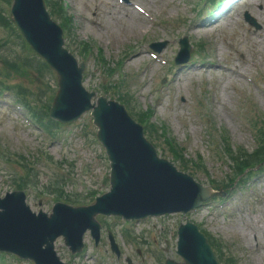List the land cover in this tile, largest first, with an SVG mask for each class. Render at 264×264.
<instances>
[{"label":"rangeland","instance_id":"1","mask_svg":"<svg viewBox=\"0 0 264 264\" xmlns=\"http://www.w3.org/2000/svg\"><path fill=\"white\" fill-rule=\"evenodd\" d=\"M69 8V13L74 18L75 24V41L86 42L95 44L100 47L104 52L105 59L114 65L113 62L120 61L122 65V71L127 77V86L129 92L133 95V102L139 110H145L147 108L154 109L153 122L156 124L166 125L176 144L184 149L185 157L189 160H195L197 156L202 158L204 170L194 171L195 178L203 186H207L208 179H212L215 182H224L229 170L219 165L217 157L209 151V144L204 142L203 136L205 134V126L202 125V112L200 111L198 117L195 115V108L197 104H201L206 107L212 120L217 126H223L228 128L229 136L235 146H242L250 153L255 149V144L251 133L246 129L241 116L246 118V109L249 108L247 100L251 101V105L258 108L260 112H264V103H261L260 97L251 88L243 86L242 94H234L230 87H225L226 82H223L225 76H221V82L215 86V78L220 77L219 74L210 75L205 73L206 83L198 74H195L185 80L188 86L182 89L180 95H183V100L186 102L184 106H177L175 98L177 97L173 88L167 92L164 96V102H155L153 93H150V79L153 75L155 78L162 79L166 76L169 80L168 84H172V78L174 75L168 74L163 68L153 65L148 56L140 58L135 56L132 60L128 61L126 55L131 53L128 48L137 49L139 52L144 43L153 40H165L168 41L170 35L176 38L187 37L190 39L191 44L197 45L202 43L203 51L209 60L216 63L220 59V63L226 65L229 60H232L231 54L233 48H240L246 50V58L249 61L246 65L236 64L243 67L250 75H259V80L264 87V44L256 41L253 43L245 36V31L238 25L225 27L213 25L209 29L205 30V34L198 36L195 31H191L190 27L196 21L193 16L194 10L188 6L179 4L176 0H132L133 2L140 4L147 8L150 12H153L157 18L163 20H172L177 22L175 29L168 33H162L159 31H150L147 28L146 22L143 19L135 18V14H131L129 10L118 9L113 0H64ZM239 18L243 16L239 14ZM130 16L133 17L132 20ZM261 19L264 20V17ZM137 21V22H136ZM91 22H97L102 26V29L91 27ZM136 22L140 27L136 32H131V24ZM256 22L261 24V20ZM2 31L0 30V38ZM118 39V42H115ZM76 42L72 44L73 49L76 48ZM255 50V54L252 51ZM173 49L169 47L164 52V55L170 56ZM129 52V53H128ZM1 56L6 58L8 62L16 63L22 61L17 56L22 55L23 51L20 47L10 41L7 43L5 49L2 47L0 50ZM222 53V54H221ZM77 56V55H76ZM79 58V57H78ZM236 63V61H233ZM254 62L256 64H254ZM87 64V76L85 79L84 87L86 89H92L98 86L95 80V64L93 58L86 62ZM230 64V63H229ZM2 64L0 63V69L2 70ZM140 70H145L143 75L139 74ZM11 76L5 78L0 76V79L11 81L14 83H23L31 92L33 99L37 102L43 100V94L50 92L49 84L45 82V90L38 89L35 85L37 79L35 73L30 68H25L23 72H19L14 69H10ZM136 76L135 79L131 78ZM213 80V81H212ZM210 81H212L210 83ZM210 83V84H209ZM240 80L234 79V84L239 88ZM145 87L143 90L142 88ZM222 87H225L226 94L221 93ZM204 88V89H203ZM179 95V96H180ZM264 102V101H263ZM194 108V109H193ZM91 118L88 114L82 117V119L76 123L77 133L74 129L70 132L71 140L63 146L58 141L53 144H45L44 146L38 144L39 139L34 134L30 136V133L23 128L12 114L0 111V143L2 146L10 151H15L17 154L22 155L25 159H30L33 162V157L37 158V151L40 147L44 152H47L55 163L64 162L66 164L73 161V155L76 146L83 145L84 152L80 153L81 161L72 162L75 165L76 170L85 164H89L90 161L98 155L97 149L90 144V139L94 133V128L89 126ZM82 131H86L88 137L86 141H83L80 135V128ZM67 145V146H66ZM86 148L90 152L86 151ZM24 149L32 151L30 158L25 156ZM159 150V149H158ZM77 153V152H76ZM97 159V158H96ZM99 160V159H98ZM99 162H102L99 160ZM102 166V163H99ZM75 168L73 167L72 176H75ZM99 177L107 174V170L101 168L98 172ZM2 173H0L1 175ZM86 181H91L92 187L98 183H94L93 177H86ZM39 185H46L47 179L40 176ZM9 184H3L0 186V196L6 191H10ZM99 189L98 186H96ZM41 187H39V190ZM67 192H70L69 187L65 188ZM66 192V193H67ZM42 202L41 209L43 211H50L52 203L46 196ZM86 200V204H88ZM31 208L37 211L36 199L31 197ZM251 207V215L246 214V208ZM224 210L227 212L221 214L219 211H215L218 215V220H209L206 222L204 216L193 215L191 220L196 223L203 224V229L211 233L214 237L223 239L230 244V252L237 260V264H260L264 262V238L259 239V249L254 251V246L251 241L252 233H256L264 237V178L256 180L254 186L247 190L237 193L228 203L224 205ZM204 213V212H203ZM182 221L180 216L167 217L165 223L174 226L176 222ZM171 227L163 229L161 237H168V230ZM145 243V240L142 239ZM118 241L122 244L121 238ZM143 249V248H142ZM127 252L130 255L131 264L134 257L130 250L127 248ZM156 256L151 255L150 264H157ZM128 264V263H127Z\"/></svg>","mask_w":264,"mask_h":264},{"label":"bare ground","instance_id":"2","mask_svg":"<svg viewBox=\"0 0 264 264\" xmlns=\"http://www.w3.org/2000/svg\"><path fill=\"white\" fill-rule=\"evenodd\" d=\"M261 4H264V0H249L246 4L243 5V9H245V10H243V11H252V12H256V7H257L258 5H261ZM131 14H132V12H131ZM132 18H133V17L130 16V19H131V20H132ZM135 18L137 19V21L139 20V19L137 18V16H136ZM235 20H237V18H236L235 16L230 17V12H229V13H227V14L221 16V17L219 18L218 22H222V24H224L225 26H230V25H232V24L235 22ZM137 21H136V22H137ZM136 22H133V23L131 24V32H132V33H133V32H136V31L139 30V28H140V27L137 25ZM195 33H196L198 36L202 35L203 33H205V31H204V27L196 28ZM115 42L117 43V42H118V39H115ZM238 52H240V51H238ZM263 257H264V254H263ZM260 264H264V262L261 261Z\"/></svg>","mask_w":264,"mask_h":264},{"label":"water","instance_id":"3","mask_svg":"<svg viewBox=\"0 0 264 264\" xmlns=\"http://www.w3.org/2000/svg\"><path fill=\"white\" fill-rule=\"evenodd\" d=\"M66 84L63 82V91L66 89ZM68 100H70V96L66 95V92H63V95H61L59 102L62 103H66ZM80 107V109H86L87 108V101H83L81 104L78 105ZM58 118H65V117H61V116H57ZM109 133H113L114 130H109L107 131Z\"/></svg>","mask_w":264,"mask_h":264}]
</instances>
